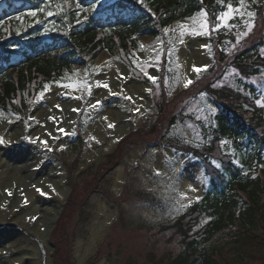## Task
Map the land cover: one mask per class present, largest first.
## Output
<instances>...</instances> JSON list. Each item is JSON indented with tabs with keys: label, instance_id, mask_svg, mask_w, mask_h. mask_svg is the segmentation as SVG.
Instances as JSON below:
<instances>
[{
	"label": "rangeland",
	"instance_id": "obj_1",
	"mask_svg": "<svg viewBox=\"0 0 264 264\" xmlns=\"http://www.w3.org/2000/svg\"><path fill=\"white\" fill-rule=\"evenodd\" d=\"M236 15L218 30L227 28L229 35ZM205 20L200 14L171 26L166 58L162 38L141 36L132 63L146 79L118 52L104 51L91 67L74 64L67 81L49 86L28 120L0 118V174L21 180L13 183L14 190L5 189L8 197L0 186V198L7 197L0 203V264H22L17 260L24 254L26 264H170L178 257L183 240L165 227L205 194L206 177L199 159L168 142L178 147L205 143L219 105L204 93L178 99L170 103L175 110L161 115L159 136L123 146L120 140L135 132L149 134L161 101L205 81L247 97L254 88L264 97V72H209L215 48L208 22L206 31L200 26ZM250 24L251 29L233 33L236 42L225 40L230 61L254 38L253 19ZM163 62L167 74L161 72ZM172 113L180 115L174 125ZM235 160L242 165L239 157ZM35 202L38 209L28 210ZM10 212L19 217L3 219ZM225 234L219 248L227 244ZM256 234L264 238L262 229ZM246 241L238 251L226 245L223 258L229 264H263L264 245ZM33 246L37 255L31 254Z\"/></svg>",
	"mask_w": 264,
	"mask_h": 264
},
{
	"label": "trees",
	"instance_id": "obj_2",
	"mask_svg": "<svg viewBox=\"0 0 264 264\" xmlns=\"http://www.w3.org/2000/svg\"><path fill=\"white\" fill-rule=\"evenodd\" d=\"M228 3L235 8L240 0H0V118L28 120L46 85L67 81L65 70L72 72L73 64L91 67L105 50L118 52L137 76L146 79L132 63L139 38H162L166 58L170 42L165 29L202 12L206 13L209 38L215 48L214 66L209 72L235 68L246 76L261 75L264 0H244V15L232 18L229 35L227 28L218 30L222 23L219 17ZM248 12L254 15L249 17ZM251 19L256 25L250 37L254 38H248L250 44L230 61L225 40L236 42L233 33L245 30ZM164 62L161 72L167 74ZM211 84L205 81L203 85H192L171 102L165 98L158 104L156 123L149 134L132 133L121 145L159 136L163 126L158 121L162 114L177 108L171 107L173 101L184 102L189 96L204 93L219 104L215 127L209 129L205 143L178 147L168 142L199 159L206 177L204 196L165 227L164 232L173 231L182 238L184 247L170 264H229L223 258L226 245L230 251H238L248 246V237L264 245V238L256 234L260 229L264 232V97L256 95L254 88L253 96L247 97ZM172 114L169 123L174 125L180 115ZM68 204L72 206L70 200ZM224 233L229 239L219 248L217 241ZM243 235L245 240H241Z\"/></svg>",
	"mask_w": 264,
	"mask_h": 264
},
{
	"label": "bare ground",
	"instance_id": "obj_3",
	"mask_svg": "<svg viewBox=\"0 0 264 264\" xmlns=\"http://www.w3.org/2000/svg\"><path fill=\"white\" fill-rule=\"evenodd\" d=\"M16 176H14V175H11L9 172H6L5 174H0V186H4L5 188H3V191H4V195H6L5 194V189L6 188H8V189H11V190H14V187H12L13 186V183H18V185H19V183H20V181L21 180H18V179H16L15 178ZM21 177L22 178H24V176L23 175H21ZM20 177V178H21ZM1 188V187H0ZM7 196V195H6ZM6 196H3V197H1L0 198V203H3V202H5V200H6V198L8 197H6ZM36 202L35 203H33L32 204V206H31V208H29L28 210H30V209H34V210H37L38 208L36 207ZM22 211H24V210H22ZM11 214H12V212H10ZM19 216H17V218H18ZM17 218H15V216L12 214L11 216L10 215H8V216H5V217H3V219H6L7 221H10V220H16ZM28 226H30V225H28ZM28 232H30L29 233V235H32V232H31V230L29 229V231ZM41 239H43L42 238V235L41 236H39ZM45 242L44 243H47L46 245H48V240H47V238H46V236H45ZM43 242V241H42ZM34 246L32 247V252H31V254H34V253H36V255H37V251H36V248H35V250H34ZM26 254H24L23 256H21V257H19V259L17 260L19 263H21V262H23L22 264H26L27 262H26Z\"/></svg>",
	"mask_w": 264,
	"mask_h": 264
},
{
	"label": "snow or ice",
	"instance_id": "obj_4",
	"mask_svg": "<svg viewBox=\"0 0 264 264\" xmlns=\"http://www.w3.org/2000/svg\"><path fill=\"white\" fill-rule=\"evenodd\" d=\"M243 8H244V0H240L239 6H237V7H235V8L233 7V5H232L231 3H228V4L226 5V9H227V10L221 13L219 19H220L221 21L226 22V21H227L228 19H230L234 14H240L241 16H243V15H244V12L242 11ZM48 14H49V15H52L51 12H49ZM31 15H35V13H31ZM201 15L206 17V13H203V12H202ZM247 15H248L249 17H252V16L254 15V13H252V12H248ZM200 26H201L202 28H204L205 31H206V30H207V21L205 20L204 22H202ZM248 27H249V29H251L252 25L249 24ZM181 28H184V26L181 25ZM168 31H169L168 29H165V32H168ZM246 34H247V33H245V35H246ZM141 47H143V46H141ZM196 70L199 71V69H196ZM150 79H152L153 81H155L156 78H155V77H150ZM190 83H191L190 80L187 81V83L185 84V87H187V85L190 84ZM104 87H107V85L105 84ZM45 89H47V85L45 86ZM57 107H59V106H57ZM108 126H109V127H113L114 125L109 124ZM61 131H63V129H61ZM93 139H95V138L93 137ZM2 142H3L2 139H0V143H2ZM44 143H46V142H44ZM38 191H39V189H38ZM181 207H184V205H181ZM33 219H34V218H33Z\"/></svg>",
	"mask_w": 264,
	"mask_h": 264
}]
</instances>
